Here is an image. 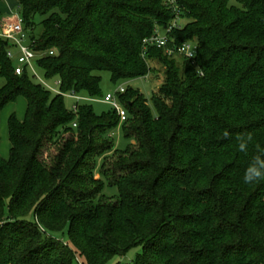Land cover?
I'll return each mask as SVG.
<instances>
[{
    "label": "trees",
    "instance_id": "obj_1",
    "mask_svg": "<svg viewBox=\"0 0 264 264\" xmlns=\"http://www.w3.org/2000/svg\"><path fill=\"white\" fill-rule=\"evenodd\" d=\"M18 2L26 31L42 19L31 43L62 94L99 97L101 73L134 81L152 61L164 78L156 114L138 89L119 96L121 123L113 109H67L27 69L16 75L0 44V116L28 104L0 155V264H264V0H177L188 22L170 47L194 42V62L150 43L176 17L169 0ZM111 152L101 174L117 201L94 175Z\"/></svg>",
    "mask_w": 264,
    "mask_h": 264
},
{
    "label": "rangeland",
    "instance_id": "obj_2",
    "mask_svg": "<svg viewBox=\"0 0 264 264\" xmlns=\"http://www.w3.org/2000/svg\"><path fill=\"white\" fill-rule=\"evenodd\" d=\"M177 1V0H174ZM232 4L237 5L234 1H232ZM0 13L3 16V19L5 18H12L15 17H21L22 12L19 8V2L18 0H0ZM41 17H36L35 19V27L34 31L31 33L30 31L25 30L24 26V40L22 44L26 47H29L31 44V39L33 36L38 37L42 34L43 28L41 26ZM186 19H182V26H186L187 24ZM157 33L159 38L164 39L166 38L168 34V28L167 27H159L157 29ZM2 42H7V46L5 47V50L7 52L12 53L11 63L14 67L18 66V59L20 58V48L13 42V41H7L0 37V44ZM151 67L154 69L153 73L147 76L146 78L137 79L134 81H119L117 83H114L112 81L111 75L107 72H103L100 74L102 81H101V95L96 98L90 97L87 93H66L64 94V102L67 109L72 110V108L78 103L80 106L84 105H90L93 107L95 113L97 115H102L106 112H109L112 110V108L102 103L104 98L107 95H116L118 91L121 88L128 89L129 87H132L134 89H138L150 102L152 111L154 114H156V110L152 106V98L153 95L158 91V89L162 85V80L164 78V72L161 69V66L158 62H151ZM27 71L31 77H33L36 82L42 84L46 88H48L50 91L54 93V91H57L58 94H61V89L59 86L58 79L48 80L45 76L44 71L38 66V59H35L30 66L27 67ZM5 84V80L0 77V88ZM75 95V96H74ZM93 100V101H91ZM28 105L24 98H19L16 102L8 104L4 110L1 113L0 116V138H1V145H0V155L1 153L5 156L6 160L10 158L11 154V141L9 136V120L12 115H16L17 119L19 121H24L26 118ZM111 139L114 142L115 149H124L129 144L130 141H128L123 132L122 126L117 127L112 134H110ZM113 153H108L107 156L103 157H97L96 159V168H95V178L96 179H103L105 181V189L103 191V194L111 199L112 201H117L119 193L118 189L115 187H110L109 181L106 177H104L101 174V167L104 164V159L106 157H111ZM4 158V159H5ZM64 240L67 238L64 236L62 237ZM63 248L67 249L68 246H72L69 242L67 244L61 245ZM62 249V248H60ZM136 251H133L128 258L131 259V257H134ZM80 259H76L78 261ZM82 261V260H81ZM127 261V260H126ZM116 259L112 261L110 264H116Z\"/></svg>",
    "mask_w": 264,
    "mask_h": 264
},
{
    "label": "built area",
    "instance_id": "obj_3",
    "mask_svg": "<svg viewBox=\"0 0 264 264\" xmlns=\"http://www.w3.org/2000/svg\"><path fill=\"white\" fill-rule=\"evenodd\" d=\"M170 5L173 7V10L176 13L175 19L171 22L168 27V34L166 38L161 39L158 36V33L155 37L150 40L151 45L157 46L159 49H164L166 53L170 56L179 54L188 61H193L196 57L197 47L194 42H187L181 45L180 47H170V44H174L175 40L170 36V34L175 29L182 28V17L179 13V8L176 5V1L169 0ZM24 23L21 17L5 18L2 19L0 24V37L7 41H13L20 48V58L18 59V66L15 67L16 75H23L27 67L32 64L35 59L39 58V54L34 50L32 43L29 47H26L22 44L24 40ZM8 57L12 58V53L7 52ZM50 55H54V52H51ZM126 89L121 88L116 95H107L102 103L109 105L116 113L118 114L121 123L127 121L129 114L124 106L119 100V96L124 94ZM55 94H58L57 91H54ZM62 94V93H61ZM64 95V94H62ZM75 96V95H74ZM93 101V100H91ZM79 104L77 103L72 110L77 113L79 110ZM76 127V125H75Z\"/></svg>",
    "mask_w": 264,
    "mask_h": 264
},
{
    "label": "clouds",
    "instance_id": "obj_4",
    "mask_svg": "<svg viewBox=\"0 0 264 264\" xmlns=\"http://www.w3.org/2000/svg\"><path fill=\"white\" fill-rule=\"evenodd\" d=\"M256 175L259 176L260 173H256ZM252 178H253V177H252L251 175H246V176H245V180H246V181H250Z\"/></svg>",
    "mask_w": 264,
    "mask_h": 264
},
{
    "label": "crops",
    "instance_id": "obj_5",
    "mask_svg": "<svg viewBox=\"0 0 264 264\" xmlns=\"http://www.w3.org/2000/svg\"><path fill=\"white\" fill-rule=\"evenodd\" d=\"M27 102V101H26ZM28 105V104H27ZM1 156L3 157V158H5V156L1 153ZM6 159V158H5Z\"/></svg>",
    "mask_w": 264,
    "mask_h": 264
}]
</instances>
